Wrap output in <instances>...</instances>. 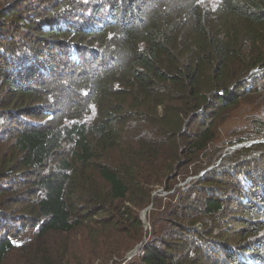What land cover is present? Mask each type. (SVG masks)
I'll use <instances>...</instances> for the list:
<instances>
[{
  "label": "trees",
  "instance_id": "1",
  "mask_svg": "<svg viewBox=\"0 0 264 264\" xmlns=\"http://www.w3.org/2000/svg\"><path fill=\"white\" fill-rule=\"evenodd\" d=\"M102 257L264 264V0L0 8V264Z\"/></svg>",
  "mask_w": 264,
  "mask_h": 264
},
{
  "label": "rangeland",
  "instance_id": "2",
  "mask_svg": "<svg viewBox=\"0 0 264 264\" xmlns=\"http://www.w3.org/2000/svg\"><path fill=\"white\" fill-rule=\"evenodd\" d=\"M14 2H16V0H0V8L1 7H6V6L10 5V4H13ZM233 132H234V130L231 129V128L225 130V128L222 127L221 135H222L223 139L228 141L227 138H230V137H227V134L230 133L229 135H231ZM247 144L250 145L249 143H247ZM236 147H238V146L232 147V148H230V150H233ZM156 194H158L159 197H161V198H165L164 197L165 196L164 190H159L158 193H156ZM148 210H150V209H148ZM142 212H141V214H142ZM140 217H141V215H140ZM150 230H151V227H150V224H149V222L147 220V225H145V231L149 233ZM84 236H85V231L80 230V231L77 232V234L73 238V242L75 244V248H76L77 252H78V250L81 247H83V240H84L83 238H84ZM100 240L104 244V252H107L111 248H116L119 252H123L125 249L128 248L127 240L125 238L118 237L117 235H109V236H107V237H105L103 239H100ZM146 240H147V236L144 238V241H146ZM88 250H89L88 247H84V248H82V250H80L79 253H77V255H82V254H86L87 255L88 254ZM129 254H127L126 257H128ZM115 262H117V261L113 260L112 262H109L107 260V257H105V258L102 257V258H99L96 261L95 264H114Z\"/></svg>",
  "mask_w": 264,
  "mask_h": 264
},
{
  "label": "water",
  "instance_id": "3",
  "mask_svg": "<svg viewBox=\"0 0 264 264\" xmlns=\"http://www.w3.org/2000/svg\"><path fill=\"white\" fill-rule=\"evenodd\" d=\"M253 144H256V143H253ZM242 146H245V145L243 144V145H241V147H242ZM147 211H148V209L144 210V211L142 212V214H141V220H142V222H143L145 225H147ZM136 251H137V249H135L134 251H132V252L129 254V256L127 257V259H131V258L133 257V255L136 253Z\"/></svg>",
  "mask_w": 264,
  "mask_h": 264
},
{
  "label": "clouds",
  "instance_id": "4",
  "mask_svg": "<svg viewBox=\"0 0 264 264\" xmlns=\"http://www.w3.org/2000/svg\"><path fill=\"white\" fill-rule=\"evenodd\" d=\"M249 144L251 145L252 143H249ZM244 145L246 146V145H248V144H244ZM238 147H241V145H239ZM238 147H236V148H238ZM242 147H243V146H242ZM236 148H235V149H236ZM128 260H129V259H128Z\"/></svg>",
  "mask_w": 264,
  "mask_h": 264
}]
</instances>
